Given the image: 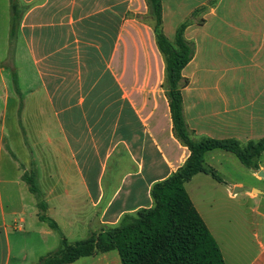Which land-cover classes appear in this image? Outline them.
I'll list each match as a JSON object with an SVG mask.
<instances>
[{"label": "crops", "instance_id": "0c3cea01", "mask_svg": "<svg viewBox=\"0 0 264 264\" xmlns=\"http://www.w3.org/2000/svg\"><path fill=\"white\" fill-rule=\"evenodd\" d=\"M14 1L9 57L10 4L0 0V264H37L27 238L52 252L61 246L54 232L75 243L151 209L152 186L190 151L174 135L146 0ZM161 21L170 42L189 22L183 36L193 55L181 97L192 138L262 139L264 0H161ZM236 159L207 151L204 166L222 181L197 173L184 187L225 264H264V152L255 170ZM29 167L58 231L38 219L23 181ZM70 264L121 262L112 250Z\"/></svg>", "mask_w": 264, "mask_h": 264}, {"label": "trees", "instance_id": "16d2710c", "mask_svg": "<svg viewBox=\"0 0 264 264\" xmlns=\"http://www.w3.org/2000/svg\"><path fill=\"white\" fill-rule=\"evenodd\" d=\"M146 1L149 14L155 20L157 44L165 60L164 87L174 135L189 149L190 156L176 172L152 186L150 194L154 206L151 209H142L134 217L126 216L117 227L106 228L75 243H69L61 235L60 248L41 257L39 264H70L82 257L112 250L118 252L121 264H225L216 241L194 208L184 184L197 173L222 181L213 170L204 166V154L214 149L234 154L245 167L255 170L256 161L264 152V137L245 145L235 139L192 138L184 121L181 97V90L188 84L181 71L193 55V45L183 36L188 22L177 28L174 40L170 42L162 33L161 0ZM11 13L9 57L13 54L16 31L14 7ZM25 182L37 202L38 219L58 231L57 224L46 216L47 205L34 183V175L25 178Z\"/></svg>", "mask_w": 264, "mask_h": 264}, {"label": "rangeland", "instance_id": "374dc122", "mask_svg": "<svg viewBox=\"0 0 264 264\" xmlns=\"http://www.w3.org/2000/svg\"><path fill=\"white\" fill-rule=\"evenodd\" d=\"M9 1V4H10V16H11V19H12V11H11V9H12V5H14V3L16 2V1H14V0H8ZM16 4V3H15ZM18 9H19V6H18V4H17V12L19 13L20 12V10L18 11ZM20 14V13H19ZM19 14H17L16 13V15L18 16ZM5 15H8V14H4V16ZM149 19L155 24V20H154V18H153V16H150L149 17ZM188 24H189V22H188ZM9 60H10V58H9ZM8 60V62H10ZM249 62L247 61L246 62V64H248ZM0 108H1V110H2V103L0 102ZM233 156V155H232ZM233 158H235L234 156H233ZM236 162L238 163V164H240L239 163V161L236 159ZM263 162H264V160H263ZM32 167H29V169H28V171L26 172V175H25V178L26 179H28L29 178V176H33L34 174H33V172H32ZM246 170H247V168H246ZM247 172V171H246ZM233 176L234 177H237V178H239V179H241L242 181H243V183H245V185H255L256 183L252 180V178L248 175V173H245V174H242V173H236V172H234L233 173ZM25 178H24V176H23V181L25 182ZM26 183V182H25ZM104 229H106V228H102L101 230H99L98 232H96V233H94V234H99V233H101V231L102 230H104ZM54 235H55V238H56V240H57V243H59L60 241H61V235H62V233H60L59 231L58 232H54ZM12 243H14L13 241H12ZM12 247H13V255L14 256H18V257H20L21 258V255H19L18 254V252L15 250V247L16 246H14L13 244H12ZM59 246H56V249L58 248ZM27 249H28V256H29V259H35L36 261H37V264H39V261H38V257H40V256H45V255H47V254H49V253H51V252H48L47 250H40V241H39V239L38 238H36V237H29V238H27ZM54 251H56L55 249L54 250H52V252H54ZM17 262H16V260L15 259H12V261L10 262V264H16Z\"/></svg>", "mask_w": 264, "mask_h": 264}, {"label": "water", "instance_id": "95a60500", "mask_svg": "<svg viewBox=\"0 0 264 264\" xmlns=\"http://www.w3.org/2000/svg\"><path fill=\"white\" fill-rule=\"evenodd\" d=\"M258 175L261 176V177H264L263 172H259ZM242 190H244V191H251V190L248 189V188H242V189H236V188H235V189L233 190V192L236 193V192H240V191H242ZM253 191L256 192V190H253Z\"/></svg>", "mask_w": 264, "mask_h": 264}]
</instances>
